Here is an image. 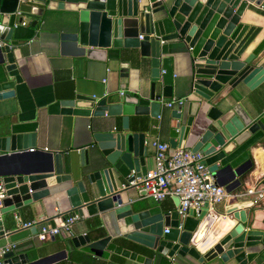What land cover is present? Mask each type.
Segmentation results:
<instances>
[{
  "label": "water",
  "instance_id": "obj_1",
  "mask_svg": "<svg viewBox=\"0 0 264 264\" xmlns=\"http://www.w3.org/2000/svg\"><path fill=\"white\" fill-rule=\"evenodd\" d=\"M247 3L264 6V0H0V66L5 72L23 64L21 45L11 39L14 29L8 26V17L17 10L16 23L25 17L35 27L44 11L67 10L53 21L57 55L99 63L125 58L138 71L147 69L149 81L144 95L136 91L134 96L122 95L121 100H95L75 94L73 99L47 106L48 114L89 118L90 140L75 149V169L69 152L44 154L35 170L16 169L13 158L32 155L29 149L35 147V135L0 127V183L6 196L0 215L33 204L46 218L97 217L99 225L89 230L96 234L102 228V237L92 240L86 234L77 235L70 243L101 259L113 253L136 264L251 261L263 248L259 244L263 232L244 228L250 200L229 199L223 214L207 215L203 205L196 219L188 211L179 232L174 210L142 208L139 201L131 200L127 187L145 174L148 156L145 133L132 132L128 117L159 118L160 99L171 98L173 87L187 90L167 117L169 149L188 142L185 147L204 156L215 183L227 193L252 168L251 149L264 157V115L247 113L239 103H230L239 85L251 91L264 83V36L247 51L260 28L239 22ZM182 58L190 63L188 83L175 80L171 69ZM118 67L126 77L127 64ZM13 83L0 82V100L13 95ZM114 117L121 121L117 132L108 125ZM173 139L176 142L171 143ZM229 180L232 184L225 186ZM173 204L177 206V199ZM203 222L206 228L199 237ZM31 230L35 232L34 227ZM121 240L155 254L151 258L136 254L116 244ZM59 253L63 251L30 261L28 255L11 251L2 259L5 264H41Z\"/></svg>",
  "mask_w": 264,
  "mask_h": 264
},
{
  "label": "crops",
  "instance_id": "obj_2",
  "mask_svg": "<svg viewBox=\"0 0 264 264\" xmlns=\"http://www.w3.org/2000/svg\"><path fill=\"white\" fill-rule=\"evenodd\" d=\"M247 6L239 22L260 28L253 42L247 47V51H249L264 36V17L262 16L264 6L256 8L249 3ZM67 13V10L44 11L43 16L37 20L35 27H31V21L23 17L21 21L25 22V25L17 26L11 35V39L21 45L23 64L20 67H14L9 72H5L3 66H0V82H14L13 95L10 98L0 100L1 129L11 130L13 133H34L35 135V147L30 153L32 155L22 154L13 158L18 170H35L40 165L42 156L50 152H59L63 155L69 152L72 167L74 169L78 167V156L75 149L86 145L90 140L89 118L48 114L46 108L49 104L57 100L73 99L75 94L97 99L114 97L121 100L125 95L134 96L136 91L143 95L148 91L147 69L138 71L134 63L125 58L119 59L115 63H99L89 62L84 58L57 55L53 50V43L56 40V29L53 21L56 17ZM1 17L2 15H0V20ZM14 23H16V17H8V26H12ZM119 64H127L126 77L119 74ZM171 69L175 80H187V83L189 82L190 63L188 59L182 58L172 65ZM186 90L178 91L173 87L171 98L160 99L161 113L159 118L128 117L129 128L132 132L145 133L148 147V156L145 159L146 170L153 166V149L150 142L157 140L169 146L171 140L168 136L171 127L167 117L172 108L167 109L163 104L172 99H182ZM119 92H122L123 96H119ZM230 103H239L247 113L256 111L257 114L264 115V83L251 91L239 85L232 92ZM120 124V117L108 120V125L114 127L115 132L119 131ZM174 142L176 139L171 141V143ZM185 144L188 142L185 141L184 147L180 148L189 149V147H185ZM43 148L46 151H43ZM249 158L253 162L252 168L237 178L239 185L231 192H243L246 187L264 181V157L261 152L251 149ZM230 184H232V180L226 182L225 186H230ZM129 191L131 200H134V192ZM173 199L165 198L159 203L150 199L134 201H139L142 208L158 206L161 212L165 213L175 209ZM239 200L250 199L240 198ZM228 203L229 200L216 204L214 211L223 214V209ZM62 217V215H58L54 218H46L41 208H35L33 204L22 205L12 212L0 215V231L2 232L0 247L6 244H15V254L28 255L30 261L63 251V253L45 260L41 264H136L113 253H109L104 259L96 258L87 251L72 246L70 238L91 232L89 227L99 225L97 217L87 216L85 219L81 217L72 225V236L62 233L44 241L37 238L36 235L41 224H53L56 219ZM245 218V229L263 232L259 241V244L263 245L262 250L246 264H264V200L252 201V206L245 210ZM29 221L36 222L35 232L31 230L33 227L23 228L20 226ZM233 222H230L229 226L233 225ZM99 229L103 232L102 228L99 227ZM118 243L122 248L129 251L131 248V250L136 248L138 253L145 251L144 254L146 255L144 256L148 258L155 254V251L126 240H121ZM209 264L222 263L215 260ZM226 264L235 263L229 261Z\"/></svg>",
  "mask_w": 264,
  "mask_h": 264
},
{
  "label": "built area",
  "instance_id": "obj_3",
  "mask_svg": "<svg viewBox=\"0 0 264 264\" xmlns=\"http://www.w3.org/2000/svg\"><path fill=\"white\" fill-rule=\"evenodd\" d=\"M19 3L29 0H18ZM20 15L15 11L14 17ZM25 22L14 23L12 28L24 26ZM122 96V92L118 93ZM94 98V97H92ZM98 100L97 98H94ZM182 99H172L164 103V107L171 109L173 105H180ZM150 146L153 149V166L143 176L132 179L127 183L135 195L134 200L150 199L156 203L165 198L177 199L178 204L174 211L177 214L176 229L182 231L183 220L192 211L196 219L199 210L206 205L207 215L214 214V206L231 198H249L250 201L264 200V181L250 185L243 192H225L224 188L217 185L208 167L203 163L204 156L199 152H192L190 149L175 148L169 149L168 145L157 140H152ZM46 151L45 148L42 149ZM30 152L33 149H29ZM124 187V184L121 185ZM6 198L5 190L0 183V209L2 201ZM251 201V202H252ZM78 215H67L56 219L53 224L43 223L39 226L37 238L44 241L62 233L72 236V225L79 221ZM23 228L35 227V221H29L20 225ZM166 232V230H164ZM15 244H6L0 247V264H5L2 256L15 251Z\"/></svg>",
  "mask_w": 264,
  "mask_h": 264
},
{
  "label": "trees",
  "instance_id": "obj_4",
  "mask_svg": "<svg viewBox=\"0 0 264 264\" xmlns=\"http://www.w3.org/2000/svg\"><path fill=\"white\" fill-rule=\"evenodd\" d=\"M86 235H88L92 240L93 239H97V238H100V237H102L103 236V234H102V231L100 230V229H98L97 231H96V234H93V233H91V232H87V233H85ZM117 243V245H119L120 246V244L118 243V242H116ZM121 247V246H120ZM132 249V248H131ZM130 249V251H132V252H135V253H137V254H140V255H146V254H144V253H146L145 251L142 253H138V252H136V248H134L133 250H131Z\"/></svg>",
  "mask_w": 264,
  "mask_h": 264
},
{
  "label": "bare ground",
  "instance_id": "obj_5",
  "mask_svg": "<svg viewBox=\"0 0 264 264\" xmlns=\"http://www.w3.org/2000/svg\"><path fill=\"white\" fill-rule=\"evenodd\" d=\"M205 228H206V222L204 223H202L201 224V226H200V229H199V232H198V234L197 235H199V237H200V235H202V233H203V231L205 230ZM227 228V227H226ZM225 228V229H226Z\"/></svg>",
  "mask_w": 264,
  "mask_h": 264
}]
</instances>
